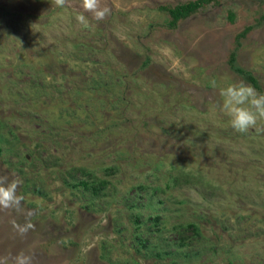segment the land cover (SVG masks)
<instances>
[{
	"label": "rangeland",
	"instance_id": "obj_1",
	"mask_svg": "<svg viewBox=\"0 0 264 264\" xmlns=\"http://www.w3.org/2000/svg\"><path fill=\"white\" fill-rule=\"evenodd\" d=\"M191 1L0 0V264H264V120L220 95L264 94V0Z\"/></svg>",
	"mask_w": 264,
	"mask_h": 264
},
{
	"label": "clouds",
	"instance_id": "obj_2",
	"mask_svg": "<svg viewBox=\"0 0 264 264\" xmlns=\"http://www.w3.org/2000/svg\"><path fill=\"white\" fill-rule=\"evenodd\" d=\"M66 0H55L57 7H63ZM83 7L88 12L94 13L96 20L104 19L107 9L99 8L98 0H83ZM81 22L85 17H79ZM220 95L224 98L222 110L230 117L231 128L238 133H247L256 128L258 120H264V94L258 93L252 86L243 82L232 84L221 90ZM19 177L9 179L8 176L0 175V208H20L21 197L17 195ZM27 224L21 228L26 232L31 228ZM33 257L23 254L15 257V264H32Z\"/></svg>",
	"mask_w": 264,
	"mask_h": 264
},
{
	"label": "trees",
	"instance_id": "obj_3",
	"mask_svg": "<svg viewBox=\"0 0 264 264\" xmlns=\"http://www.w3.org/2000/svg\"><path fill=\"white\" fill-rule=\"evenodd\" d=\"M214 0H196V1H191L187 4H182V5H178L175 6L173 8H167L164 7V10H167L169 12V14L171 15V22H170V26L171 27H175L177 25V23L181 20V19H186L188 17H190L191 15H193L194 13L198 12L201 8L205 7L206 5L212 3ZM264 19V16H263ZM253 29V26H248L243 33H241L239 35L240 38H243L246 36L247 33H249L251 30ZM237 52L233 51L231 53L230 56V65L232 67V69L239 73L240 75H242L244 78H246L247 81L251 82L254 85H257V79L256 77L253 75L252 72L246 70L245 68L241 67L240 65H238L237 62ZM85 188H88V184L85 183ZM96 188V187H95Z\"/></svg>",
	"mask_w": 264,
	"mask_h": 264
}]
</instances>
